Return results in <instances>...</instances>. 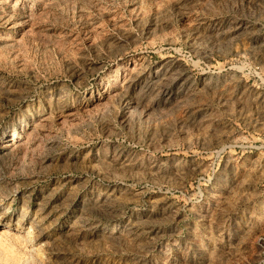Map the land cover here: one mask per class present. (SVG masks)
I'll return each mask as SVG.
<instances>
[{
    "label": "rangeland",
    "instance_id": "rangeland-1",
    "mask_svg": "<svg viewBox=\"0 0 264 264\" xmlns=\"http://www.w3.org/2000/svg\"><path fill=\"white\" fill-rule=\"evenodd\" d=\"M0 264H264V0H0Z\"/></svg>",
    "mask_w": 264,
    "mask_h": 264
},
{
    "label": "bare ground",
    "instance_id": "bare-ground-1",
    "mask_svg": "<svg viewBox=\"0 0 264 264\" xmlns=\"http://www.w3.org/2000/svg\"><path fill=\"white\" fill-rule=\"evenodd\" d=\"M8 146V145H7Z\"/></svg>",
    "mask_w": 264,
    "mask_h": 264
}]
</instances>
